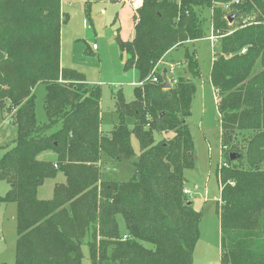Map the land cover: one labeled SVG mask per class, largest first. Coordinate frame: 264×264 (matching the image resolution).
<instances>
[{
  "label": "trees",
  "instance_id": "1",
  "mask_svg": "<svg viewBox=\"0 0 264 264\" xmlns=\"http://www.w3.org/2000/svg\"><path fill=\"white\" fill-rule=\"evenodd\" d=\"M92 1L83 0L87 18ZM229 1L142 0L132 36L118 39L123 69L135 68L141 85L129 100L121 88L113 94L117 122L104 132L100 87L60 65L67 19L60 0H0V108L11 112L18 132L0 157V179L10 185L0 205H16L13 264H81L82 244L92 264H193L202 214L183 189L185 171L195 166L187 118L196 89L191 76L200 73L187 48L182 60L189 74L159 63L203 37L205 6L217 39L210 80L224 155L216 169L219 264H264V0L224 8ZM165 77L168 89L161 88ZM39 83L44 122L35 118ZM127 117L134 118L132 128ZM131 135L140 148L131 178L102 180L103 155L133 156ZM42 152L54 157L40 159ZM58 173L64 180L54 183L51 197L39 198L38 187Z\"/></svg>",
  "mask_w": 264,
  "mask_h": 264
},
{
  "label": "rangeland",
  "instance_id": "2",
  "mask_svg": "<svg viewBox=\"0 0 264 264\" xmlns=\"http://www.w3.org/2000/svg\"><path fill=\"white\" fill-rule=\"evenodd\" d=\"M99 1V0H98ZM73 6L64 5L67 11V21L60 29V65L67 70L80 73L88 84L100 87V129L109 131L117 122L114 111L113 94L121 88L125 99L132 97L133 87L139 82V73L135 68L123 69L120 57L118 39L126 40L127 29L125 22L119 19V8L103 0L99 5L91 3L90 16L86 17L82 2L69 0ZM80 4V8L76 5ZM215 4V2H214ZM135 15V12H134ZM120 16V15H119ZM203 24V37L194 42H186L170 50L160 61L159 68L172 66L174 72L182 75L189 74L182 60L184 49L194 50L198 62L199 75L191 76L195 84V93L191 103V113L187 124L194 141L195 166L185 171L186 185L189 190L187 197L193 202L196 211L201 212L199 222V237L193 250V264H219L220 228L217 214V200L219 199L220 184L217 181L216 169L224 159L220 147V124L216 109V94L210 80L211 64L213 60L215 36L210 37V8L200 10ZM134 25V20H133ZM128 37V38H127ZM213 38V39H212ZM96 48L92 49V45ZM259 66L254 67L257 71ZM35 95V118L38 122L46 121L43 108L45 85L37 84ZM11 112L0 108V157L5 151L4 145L12 144L17 136V126L9 118ZM128 128L134 125V118L127 117ZM160 134H156L159 139ZM131 145L134 151L129 159L113 160L102 156L100 178L110 181L129 180L133 173V162L139 153V141L131 135ZM54 154L42 152L38 158H53ZM50 180H45L37 190L39 198H48ZM10 185L0 179V196L5 195ZM16 205L8 202L0 205V264H13L15 258L16 241ZM117 223L120 233L125 230L122 215L118 214ZM81 264H92L86 244H82ZM104 264H117L106 261Z\"/></svg>",
  "mask_w": 264,
  "mask_h": 264
},
{
  "label": "crops",
  "instance_id": "3",
  "mask_svg": "<svg viewBox=\"0 0 264 264\" xmlns=\"http://www.w3.org/2000/svg\"><path fill=\"white\" fill-rule=\"evenodd\" d=\"M78 1L82 2V8H83V0H78ZM100 1L101 0H99V1L93 0L92 2H96V4L99 5ZM103 1H105L106 3L109 2V3L115 5L119 8V15L120 16L118 15V17L120 20L125 22V28L127 29L126 35H129V38H130L132 36V32H133L134 12H135V9L141 5L142 0H103ZM65 3L67 4V6H73V3L71 4L69 2V0H60V8H61L62 13H64V14L67 12L64 10V5H66ZM76 5L79 8L81 7L79 3H77ZM65 21H67V19ZM62 23H64V22H62ZM172 71H174V68ZM63 180H64V177H63L62 173H58L56 175V177H54L50 180V189H49L50 192L48 193V194H50L49 195L50 197L52 195L54 183L55 182H61ZM44 183H46V182H44Z\"/></svg>",
  "mask_w": 264,
  "mask_h": 264
},
{
  "label": "built area",
  "instance_id": "4",
  "mask_svg": "<svg viewBox=\"0 0 264 264\" xmlns=\"http://www.w3.org/2000/svg\"><path fill=\"white\" fill-rule=\"evenodd\" d=\"M241 1H243V0H231V1H229L228 3H225V4L223 5V7L226 8V9H228L229 6H230V5H229L230 3L238 4V3H240ZM210 37H213V35H211ZM213 38H214V37H213ZM213 38H212V39H213ZM92 48H93V49L96 48V45L93 44V45H92ZM244 51H245V48L241 49V52H242V53H243ZM172 70H173V67H172V66H169V72H173ZM152 80L155 81L156 78L153 77ZM137 85H141V82H138ZM223 165H225V164H223ZM183 192H184L185 194H189V190H188L187 188L183 189Z\"/></svg>",
  "mask_w": 264,
  "mask_h": 264
},
{
  "label": "water",
  "instance_id": "5",
  "mask_svg": "<svg viewBox=\"0 0 264 264\" xmlns=\"http://www.w3.org/2000/svg\"><path fill=\"white\" fill-rule=\"evenodd\" d=\"M233 17H234V15H230L227 17V20L229 23L232 21ZM170 87H171L170 79L168 77H165L163 83L161 84V88L168 89ZM230 158L231 159L234 158L233 154L230 155ZM188 204H191V201H188Z\"/></svg>",
  "mask_w": 264,
  "mask_h": 264
}]
</instances>
